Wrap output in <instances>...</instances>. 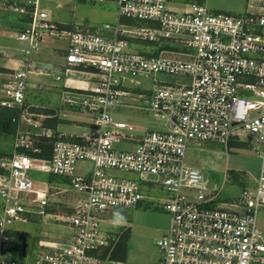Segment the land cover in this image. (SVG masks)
Returning <instances> with one entry per match:
<instances>
[{
	"label": "built area",
	"instance_id": "obj_1",
	"mask_svg": "<svg viewBox=\"0 0 264 264\" xmlns=\"http://www.w3.org/2000/svg\"><path fill=\"white\" fill-rule=\"evenodd\" d=\"M5 1L13 12L29 17L16 35L28 48L23 65L2 89L0 106L14 113L17 147L40 152L32 146L35 137L54 141L50 159L20 151L0 160L6 171L0 175V264H21L5 252L12 247L9 227L29 215H50L52 203L47 191L37 188L35 170L65 178L72 190L85 194L63 218L70 239L40 250L35 264H122L108 255L117 236L104 231L102 222L111 211L153 200L171 216L168 232L156 242L161 264H264L259 226L264 211V0H252L259 5L246 16L213 13L200 2L174 7L171 0H116L117 24L101 27L56 26L42 0ZM132 40L173 41L191 50L146 55L132 49ZM52 41L65 43V72L80 69L96 78L88 89L63 98L90 121L80 140L56 135L26 102L29 76L53 73L36 67L31 58ZM157 73H186L192 82L138 94L139 102L168 121L139 138L136 126L117 120L113 108L133 104L137 81ZM242 132L249 134L261 160L259 177L232 201L211 205L218 192L200 168L187 162V152L209 141L241 142ZM133 141L134 149L115 148ZM83 162L92 163L90 173L78 171Z\"/></svg>",
	"mask_w": 264,
	"mask_h": 264
},
{
	"label": "crops",
	"instance_id": "obj_2",
	"mask_svg": "<svg viewBox=\"0 0 264 264\" xmlns=\"http://www.w3.org/2000/svg\"><path fill=\"white\" fill-rule=\"evenodd\" d=\"M99 1L103 2V0ZM186 3L188 2H182L181 5L183 6ZM52 4H54L56 10L61 12L65 9V4H75V0H42V5L48 8L51 13L54 25H72L73 22H71L70 19H63L59 14L53 13L51 9ZM28 21L29 17L27 15L13 12L7 6L5 0H0V97L2 96V89L10 81L11 74L16 69L21 68L23 61L26 59L23 50L28 48V43L18 40L16 35L28 24ZM122 21L124 23L128 22L126 20ZM110 34L111 33H108V35ZM136 41L142 40H132V49L146 55H158L162 50L173 52H190L191 50L181 46L179 43L164 41L162 45H158L160 42H151L157 43L153 52L143 51L137 50L135 46ZM171 55L176 56L174 53H171ZM31 58L36 67H43L47 71L53 70V73L49 75L31 74L29 76L26 102L30 105V111L45 127L51 129L54 133L65 139L80 140L89 132L90 121L88 117L80 114L65 103L63 98L70 93L82 92L88 89L96 80L95 76L88 73V71L80 69L65 72V67L63 66L65 64V46L55 45L54 41L47 44L41 52L32 55ZM184 59H188V57L185 56ZM57 75H61L60 80L56 78ZM143 79H149L148 88L144 91H142ZM191 82V76L186 73H157L152 77L142 78L137 81V89L135 90L136 99H130V102L133 104L127 107L135 108V110H138L137 113H142L143 118L146 119L145 124H134L137 128L136 134L139 138L148 130L153 129L154 125L157 128H162L168 121L167 119L156 117L150 111L146 103L143 105L142 102H139L137 100L138 94H149L154 89L163 85L185 87L189 86ZM121 108L122 107L113 108V113H116V111L120 113ZM13 114L12 110L0 106V160L9 159L21 151V148L16 145L17 125L9 120V116ZM233 142L236 143L238 141ZM127 143H135L137 145V141ZM192 147H196V145H192L190 148ZM91 170L92 163L90 162H83L78 165V171L81 173H90ZM36 172L47 175L43 179H37L36 176L33 177L35 178L37 188L47 191L52 207L49 217L40 219L36 216L29 215L27 221L16 222L6 231L7 234L12 237V247L5 252L12 258L17 259L21 264H35L36 255L40 250L48 249V245L52 246L70 239L71 229L68 222L63 218L68 214L66 211L68 208L74 206L79 199L85 198V194L71 189L67 179L47 172L35 170V173ZM5 173L6 171L0 168V175ZM20 195L23 198H28L27 195L32 194L21 193ZM32 196L34 197V195ZM217 204L221 205L222 203L214 200L211 205ZM3 205L4 200L0 196V208ZM260 227L264 229V227ZM1 234L0 230V241ZM108 255L112 261L116 260V262H120L122 259V257L117 254V247ZM159 264H161V260Z\"/></svg>",
	"mask_w": 264,
	"mask_h": 264
},
{
	"label": "rangeland",
	"instance_id": "obj_3",
	"mask_svg": "<svg viewBox=\"0 0 264 264\" xmlns=\"http://www.w3.org/2000/svg\"><path fill=\"white\" fill-rule=\"evenodd\" d=\"M115 1V2H114ZM182 2H200L213 13H224L233 16H246L259 1L252 0H171V5L181 7ZM44 5V2H43ZM75 7H74V6ZM253 5V6H252ZM45 6V5H44ZM54 14L63 19L85 26L101 27L106 23L115 25L118 22L119 7L116 0H75V4H65L64 10L59 12L51 5ZM55 45L64 47L62 41H54ZM137 50L153 52L157 43L136 41ZM164 41L158 43L162 45ZM149 79H143L142 91L148 88ZM130 107H122L120 113L114 112L117 119L133 124H145L142 113ZM159 119V118H158ZM157 127H153L155 130ZM35 137V136H34ZM241 146H231L215 141H209L202 146L192 147L187 152V162L202 170L205 182L217 190L218 202H230L237 198L244 187H250L258 179L261 169V160L251 149L249 134L241 133ZM32 142L35 146L36 137ZM74 140V139H69ZM237 141V140H236ZM232 143H235L232 141ZM135 143H117L119 150H131ZM31 151V150H29ZM32 156V155H31ZM33 176L45 178L46 174L31 172ZM36 174V175H34ZM155 196H162L163 192L157 189L144 188ZM216 193V192H215ZM32 198V195H27ZM68 208L67 213H69ZM124 217L123 222L117 223V214ZM171 216L158 201H146L131 209L111 211L102 222V229L117 236L113 249L117 247V254L122 257V264H159L162 260L157 240L166 234L170 228ZM259 226L264 227V211L259 214ZM113 262H116L114 260ZM108 264H111L108 262ZM115 264V263H114Z\"/></svg>",
	"mask_w": 264,
	"mask_h": 264
},
{
	"label": "trees",
	"instance_id": "obj_4",
	"mask_svg": "<svg viewBox=\"0 0 264 264\" xmlns=\"http://www.w3.org/2000/svg\"><path fill=\"white\" fill-rule=\"evenodd\" d=\"M12 116L11 115L9 116V120L11 121H12ZM53 141H54V138L40 137L38 138L34 146L35 148L39 149L40 152L27 151L24 148H21V151H27L30 155H32L35 158L50 159L53 154ZM232 141L233 140L230 141L231 146H236V145L241 146V144H245V143H238V142L232 143Z\"/></svg>",
	"mask_w": 264,
	"mask_h": 264
},
{
	"label": "clouds",
	"instance_id": "obj_5",
	"mask_svg": "<svg viewBox=\"0 0 264 264\" xmlns=\"http://www.w3.org/2000/svg\"><path fill=\"white\" fill-rule=\"evenodd\" d=\"M124 217L121 214H117V223L123 222Z\"/></svg>",
	"mask_w": 264,
	"mask_h": 264
}]
</instances>
